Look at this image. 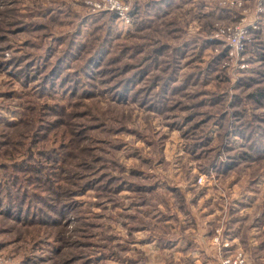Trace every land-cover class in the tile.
Returning a JSON list of instances; mask_svg holds the SVG:
<instances>
[{"label": "rangeland", "instance_id": "1", "mask_svg": "<svg viewBox=\"0 0 264 264\" xmlns=\"http://www.w3.org/2000/svg\"><path fill=\"white\" fill-rule=\"evenodd\" d=\"M262 15L0 0V264H264Z\"/></svg>", "mask_w": 264, "mask_h": 264}, {"label": "trees", "instance_id": "2", "mask_svg": "<svg viewBox=\"0 0 264 264\" xmlns=\"http://www.w3.org/2000/svg\"><path fill=\"white\" fill-rule=\"evenodd\" d=\"M44 155H45V157H47V158H52L51 155H55L56 157H54V159H56V160L58 159V156H59L58 154H53L52 152L45 153ZM48 160H50V159H48ZM49 173H50V172H46V173L43 174V175L45 176V175H48ZM15 180H18V179H15ZM26 181H27V180H26ZM50 183H51V182H50ZM9 190H10L11 192L14 191L12 188H10ZM7 211H8V210H7Z\"/></svg>", "mask_w": 264, "mask_h": 264}, {"label": "built area", "instance_id": "3", "mask_svg": "<svg viewBox=\"0 0 264 264\" xmlns=\"http://www.w3.org/2000/svg\"><path fill=\"white\" fill-rule=\"evenodd\" d=\"M237 263H241V260L239 259V256L235 260H232V261L230 259H226L225 260V264H237Z\"/></svg>", "mask_w": 264, "mask_h": 264}]
</instances>
